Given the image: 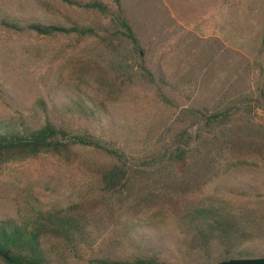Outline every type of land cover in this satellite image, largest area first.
I'll return each instance as SVG.
<instances>
[{
    "label": "rangeland",
    "instance_id": "rangeland-1",
    "mask_svg": "<svg viewBox=\"0 0 264 264\" xmlns=\"http://www.w3.org/2000/svg\"><path fill=\"white\" fill-rule=\"evenodd\" d=\"M91 1L0 0L2 125L22 123L35 129L49 118L89 130L150 164L149 154L159 156L169 148L172 129L179 127L185 109L236 107L255 102L264 90V0H238L236 24L228 29L225 15L217 12L204 21V30L185 22V14H172L165 0H119L138 49L125 40L118 53L103 49L93 38L49 37L28 29L31 24L69 29L75 23L101 34L110 21L98 20L85 9ZM100 1L116 10L114 0ZM245 1L252 2L251 17L249 6L244 14ZM1 21L17 29H7ZM251 111L240 112L239 119L263 125L262 112L254 107ZM215 191L216 198H226L232 206L244 202L226 196L227 191L264 198V170H232L218 180ZM89 192L88 180L48 154L12 162L0 166V221L21 223L31 207L63 208ZM90 231L93 253L99 256H147L185 264L184 241L170 221H96ZM248 250L254 258L264 257V240ZM88 256L71 258L70 263L84 264ZM195 262L211 263L202 256Z\"/></svg>",
    "mask_w": 264,
    "mask_h": 264
},
{
    "label": "trees",
    "instance_id": "trees-1",
    "mask_svg": "<svg viewBox=\"0 0 264 264\" xmlns=\"http://www.w3.org/2000/svg\"><path fill=\"white\" fill-rule=\"evenodd\" d=\"M114 3L115 11L100 0L84 5L98 20L109 18L110 28L101 29V34L93 26L75 23L69 29L39 24L28 29L49 37L93 38L112 53L126 40L137 50L138 40L119 0ZM1 25L17 29L6 21ZM147 80L152 83L151 77ZM39 106L45 110L43 102ZM253 107L264 115V90L255 102L236 107L185 109L179 127L172 129L169 148L159 156L149 154L150 164L89 130L49 118L35 129L0 123V166L48 154L90 183L89 194L66 207H31L21 223L0 221V264H71V258L91 254L84 264H174L147 256L129 260L93 253V223L114 224L122 218L134 224L170 221L184 241L185 264H197L199 256L210 260L208 264L254 258L248 249L264 240V198L227 191L226 196L244 202L232 206L226 198H216L215 191L218 180L232 170H264V124L239 119L240 112L250 114Z\"/></svg>",
    "mask_w": 264,
    "mask_h": 264
},
{
    "label": "crops",
    "instance_id": "crops-1",
    "mask_svg": "<svg viewBox=\"0 0 264 264\" xmlns=\"http://www.w3.org/2000/svg\"><path fill=\"white\" fill-rule=\"evenodd\" d=\"M168 10L175 16L185 14V22H189L191 27H197L200 30L205 29V23L208 18L213 17L217 12L225 15L228 29L231 24L237 23V11L235 7L238 5V0H165ZM243 3V2H241ZM245 8L244 14L248 15V6L250 8V17L252 16V2L247 4V1L242 5ZM217 7V11H215ZM234 7V9H231ZM252 22V19H251Z\"/></svg>",
    "mask_w": 264,
    "mask_h": 264
},
{
    "label": "water",
    "instance_id": "water-1",
    "mask_svg": "<svg viewBox=\"0 0 264 264\" xmlns=\"http://www.w3.org/2000/svg\"><path fill=\"white\" fill-rule=\"evenodd\" d=\"M215 264H264V257L259 258H233L219 261Z\"/></svg>",
    "mask_w": 264,
    "mask_h": 264
}]
</instances>
